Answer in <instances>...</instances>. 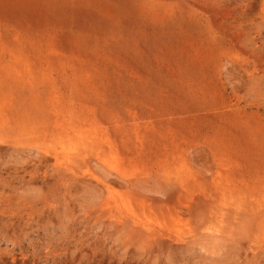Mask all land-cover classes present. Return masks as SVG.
<instances>
[{"label": "rangeland", "instance_id": "rangeland-1", "mask_svg": "<svg viewBox=\"0 0 264 264\" xmlns=\"http://www.w3.org/2000/svg\"><path fill=\"white\" fill-rule=\"evenodd\" d=\"M0 264H264V0H0Z\"/></svg>", "mask_w": 264, "mask_h": 264}]
</instances>
